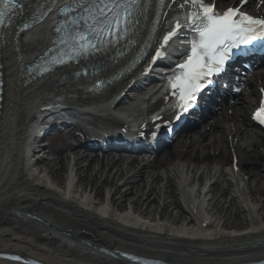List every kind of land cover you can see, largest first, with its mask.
Returning a JSON list of instances; mask_svg holds the SVG:
<instances>
[{
  "label": "bare ground",
  "instance_id": "bare-ground-1",
  "mask_svg": "<svg viewBox=\"0 0 264 264\" xmlns=\"http://www.w3.org/2000/svg\"><path fill=\"white\" fill-rule=\"evenodd\" d=\"M46 37L47 25L19 37L20 63ZM8 47L2 56L6 97L0 139V250L29 252L52 264H67L68 259L73 264H122L100 253L102 246L181 261L218 262L264 253L263 141H251L249 155L237 143L229 145L228 121L205 138L190 139L186 149L184 140L153 161L78 151L71 158L56 147L57 138L47 146L39 138L49 135H41L47 107L90 108L101 113L102 122L120 121L105 108V99L90 96L86 85L72 77L62 81L53 74L23 86V72ZM109 64H104L107 69ZM248 106L242 104L230 121L240 126ZM122 116L143 115L133 106ZM230 147L240 153L236 173ZM106 194L110 198L105 201ZM26 213H35L46 224Z\"/></svg>",
  "mask_w": 264,
  "mask_h": 264
},
{
  "label": "snow or ice",
  "instance_id": "snow-or-ice-1",
  "mask_svg": "<svg viewBox=\"0 0 264 264\" xmlns=\"http://www.w3.org/2000/svg\"><path fill=\"white\" fill-rule=\"evenodd\" d=\"M143 2L144 0H76L75 9L71 7L62 9L66 13L82 9L85 13L69 15L62 26L60 43H70L74 49L69 59L76 55H90L100 51L105 43L111 44L125 36L130 23L135 22L132 19L134 10ZM158 2L164 5L165 0ZM171 2L175 3L176 0ZM246 2L247 0H240L241 5ZM15 4L16 0H0V5L5 6L0 7V26H4L5 17L11 10L7 6L15 7ZM188 4L198 6L197 10L186 12L183 20L177 17L173 21L174 27L169 28L167 34L163 35L164 43L160 46L163 48L176 35V30L185 26L195 33L191 41L190 54L182 64L177 65L179 72H174L170 77L172 94L177 97V106L182 112H186L192 106L196 93L204 87L201 81L224 70L233 48L252 44L257 40L264 41V19L242 11L241 7H228L223 12H217L214 2L208 4L204 0H183L180 6L183 8ZM81 22L88 31L81 30ZM56 31L61 32V28H57ZM161 55L160 49H157L153 59ZM53 62L64 63L62 59L55 58ZM182 112L174 113L176 119H180ZM261 113H264V108L258 111V119ZM154 119L161 117L155 116ZM261 123H264V119H261Z\"/></svg>",
  "mask_w": 264,
  "mask_h": 264
},
{
  "label": "rangeland",
  "instance_id": "rangeland-1",
  "mask_svg": "<svg viewBox=\"0 0 264 264\" xmlns=\"http://www.w3.org/2000/svg\"><path fill=\"white\" fill-rule=\"evenodd\" d=\"M261 198H262V200L264 201V191H263V193L261 194Z\"/></svg>",
  "mask_w": 264,
  "mask_h": 264
}]
</instances>
